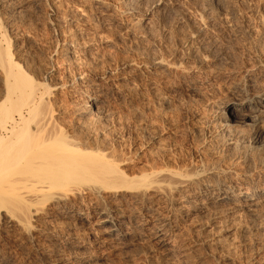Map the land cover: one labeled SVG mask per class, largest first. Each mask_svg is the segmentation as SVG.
I'll list each match as a JSON object with an SVG mask.
<instances>
[{"label":"rangeland","instance_id":"1","mask_svg":"<svg viewBox=\"0 0 264 264\" xmlns=\"http://www.w3.org/2000/svg\"><path fill=\"white\" fill-rule=\"evenodd\" d=\"M5 1L0 0V49L46 90L42 116L62 121L69 135L99 134V146L129 174L156 164L190 171L219 164L243 172L245 166L235 161L240 150L229 152L208 133L232 97L230 84L245 80L244 66L254 68L257 88H264V68L258 64L264 61V0H15V12ZM154 61L160 65L154 67ZM92 81L106 102L85 115L90 103L85 85ZM263 150L247 156L264 168ZM127 209L139 224L144 207L127 204ZM174 217L168 233L175 249L169 258L154 250L150 230L125 252L109 240L92 253L105 257L98 264H264V236L258 237L264 232L253 227L252 236L241 234L237 226L244 217L230 222ZM93 227L92 236L104 239V229ZM2 236L0 255L10 264H39L35 247H45L44 241L21 246L16 234Z\"/></svg>","mask_w":264,"mask_h":264},{"label":"bare ground","instance_id":"2","mask_svg":"<svg viewBox=\"0 0 264 264\" xmlns=\"http://www.w3.org/2000/svg\"><path fill=\"white\" fill-rule=\"evenodd\" d=\"M14 2L6 0L5 6L15 12L18 7ZM130 9L133 10V6ZM1 49L0 71L4 78L0 80L3 88L0 91V237L16 234L21 246H36L44 241L45 247H35V252L41 256L39 264H98L106 259L92 253V248L114 240L113 244L125 252L143 241L144 230L153 234L154 250L169 258L167 256L174 253L175 244L171 245L168 227L177 215L198 220L209 216L217 220L222 210L225 214L222 219L226 218L229 222L241 216L245 218V223L237 226L244 236H248L252 229L264 232V168L255 165L253 157L250 159L254 151L264 149V88L261 83L263 89L257 88L259 81L250 73L253 67L247 69L244 66L247 73L245 80L229 83L232 85V97L220 110L222 115L215 116L208 129V135L211 134L215 142L220 140L218 144L229 152L240 150L235 161L245 166L242 173H235L230 167L222 168L219 164L191 171L158 167L156 164V167L136 175L137 172L129 174L126 169L123 170L120 161L103 150L102 145L99 146V134L93 137L85 131L84 135H76L77 132L69 135L62 126L64 123H60L62 121L54 119V116H42L40 109L47 100L46 90L25 74L23 67L15 64L8 52ZM258 64L264 68V61ZM153 65L160 64L155 62ZM95 83L85 85L89 88L90 98L89 105L84 106L85 115L94 112L105 101L100 94L99 83ZM126 203L144 207L139 224ZM222 219L220 222H224ZM93 226L104 229V239L97 233L92 236L90 230L95 228ZM244 240L247 242L248 239L244 237ZM51 255L57 256L56 261L49 258ZM10 262L0 255V264Z\"/></svg>","mask_w":264,"mask_h":264}]
</instances>
